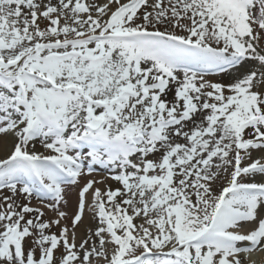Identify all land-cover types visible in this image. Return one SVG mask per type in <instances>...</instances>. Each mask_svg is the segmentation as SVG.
<instances>
[{
	"label": "snow or ice",
	"instance_id": "6c2138e0",
	"mask_svg": "<svg viewBox=\"0 0 264 264\" xmlns=\"http://www.w3.org/2000/svg\"><path fill=\"white\" fill-rule=\"evenodd\" d=\"M0 135V264H257L264 0H0Z\"/></svg>",
	"mask_w": 264,
	"mask_h": 264
},
{
	"label": "bare ground",
	"instance_id": "6f19581e",
	"mask_svg": "<svg viewBox=\"0 0 264 264\" xmlns=\"http://www.w3.org/2000/svg\"><path fill=\"white\" fill-rule=\"evenodd\" d=\"M37 2H39V0H37ZM56 2H57V0H52L53 4H55ZM84 2L87 3V2H89V0H84ZM40 23H41V27H44L45 24L47 23V21H40ZM220 76H221L220 80H218L214 75H210L209 78L214 80V81L222 82V83H231V82H234L236 79H238V78L230 77V75L228 73H224ZM197 119L199 120L200 117H197ZM181 142H183V141H181ZM13 143H14V137L13 136H11V135H8V136L0 135V159H3L6 157V155L10 152ZM34 143L36 145V147L34 149L35 151H38V152H41L44 154H48L46 152V150L41 147L39 140L34 141ZM255 155L257 157H261V156H264V152L254 150L252 152V156L254 157ZM95 168H96V172L93 174V176L82 177L76 185L68 186L66 188L65 199L67 200V203L61 205V210L65 211L68 214L69 218H71L73 216V214L77 211L78 199H79L78 193H79L80 186L84 182H86L87 179H92V178L100 179L102 176L107 175V172L101 166L96 165ZM256 177L257 176H255V178H254L255 182L259 181ZM220 184H221V182L217 183V185H216L217 189L220 188ZM98 186L101 187V189H104L107 186H112L114 188L119 187V185L111 179L108 180L107 185L101 184ZM3 195H10V193L7 191H4ZM23 200H24L23 197L17 198L18 203L22 202ZM89 200H90V197H89ZM46 202H51L50 198L48 200H46ZM32 204L33 205H39V201L34 199L32 201ZM45 211H46L47 216L53 215L49 210L45 209ZM65 222H68V221H65ZM96 223H97V221L93 218V214H92L91 210L86 209L84 216H83V222H82V224L79 225V227L77 229L78 238H82L86 234L87 229H89V228L94 229L96 226ZM55 230L56 229L53 228V231H55ZM78 242H79V239H78ZM59 254L60 253H57V255H59ZM256 254L252 253L251 254L252 258H254L256 256ZM261 256L264 258V252H262L260 254V257Z\"/></svg>",
	"mask_w": 264,
	"mask_h": 264
},
{
	"label": "rangeland",
	"instance_id": "374dc122",
	"mask_svg": "<svg viewBox=\"0 0 264 264\" xmlns=\"http://www.w3.org/2000/svg\"><path fill=\"white\" fill-rule=\"evenodd\" d=\"M99 2H100V3H103V2H105V0H99ZM262 264H264V263H262Z\"/></svg>",
	"mask_w": 264,
	"mask_h": 264
}]
</instances>
